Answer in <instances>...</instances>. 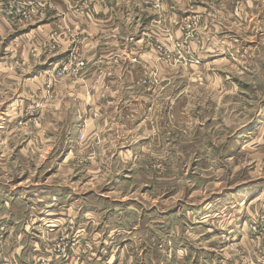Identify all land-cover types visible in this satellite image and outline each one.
I'll use <instances>...</instances> for the list:
<instances>
[{"label": "rangeland", "instance_id": "obj_1", "mask_svg": "<svg viewBox=\"0 0 264 264\" xmlns=\"http://www.w3.org/2000/svg\"><path fill=\"white\" fill-rule=\"evenodd\" d=\"M190 1L183 20L191 17L187 32L194 36L198 20L193 16L198 11L203 15L198 5L206 9L220 3ZM256 1L261 8L264 0ZM169 2L174 13L182 14V0ZM138 4L121 0L120 143L104 138L99 125L86 119L69 122L68 112L56 111V104L66 100L57 98L53 87L73 75L52 79L53 84L52 75L43 76L46 92L40 84L39 93L30 95L42 107L31 101L25 115L30 112L38 120L37 111L45 113L40 137L38 124L27 127L22 107L10 104L13 96L0 97V264L19 261L23 253L33 264H48L53 257L74 255V246L81 263L82 256L93 254L92 264H264V75H255L250 67L251 74H240L232 65L194 71L210 60L198 56L199 48L195 53L186 49V61L165 55L154 34L175 31L178 17L167 18L174 28L156 23L157 16L153 23L151 7ZM216 10L204 13L218 24ZM202 29L210 27L201 25L200 36ZM151 51L175 72L168 91L155 92L163 77L151 65V56L143 54ZM76 57L70 59V74L86 67L87 61ZM181 66L187 76L177 72ZM229 69L233 73L226 75ZM127 70L140 77L134 73L131 81ZM80 72L78 79L86 74ZM213 72L218 79L213 80ZM173 98L178 105L170 104ZM137 101L145 105L137 106ZM16 110L11 122L7 117ZM59 114L61 122L53 117ZM60 210L75 221L91 212L93 224L88 226L93 225L95 242L103 244L121 229L124 247L116 252L84 249L83 234L79 240L67 226L46 221Z\"/></svg>", "mask_w": 264, "mask_h": 264}, {"label": "crops", "instance_id": "obj_2", "mask_svg": "<svg viewBox=\"0 0 264 264\" xmlns=\"http://www.w3.org/2000/svg\"><path fill=\"white\" fill-rule=\"evenodd\" d=\"M191 2L182 0L179 5L182 14H178L174 13L176 7L169 0H152V2L139 0L140 8L142 5L150 6L149 13H155L151 18L153 23L156 22L155 16H157L158 22L156 23L162 25L167 22L173 27L172 20L169 21L167 18L174 20L178 17L176 22L179 24L177 29H174L175 31L170 30L164 35L159 33V36L154 34L159 49L165 55L169 53L172 57L186 61L185 50L191 48L194 51L195 48H199L198 56L210 60L200 67L192 68L194 71L203 72L200 69H206L208 66H215L217 69L226 67L232 69V65L243 74H251L250 67L255 75H264V3H261L260 8V4L256 0H219L220 4L215 3L214 7L210 5L206 8L217 9L218 24L213 23V19L204 13L206 9L198 5V8L203 11V15L198 11L199 16H193L198 22L195 28L197 33L192 36L187 32V29L190 28L188 26L191 17L187 21L183 20L189 15L187 12L189 13L188 8H190ZM12 3L27 6L24 13L29 17L9 16L5 10ZM234 11L235 19L232 14ZM176 22L173 21V23ZM203 24L205 27L208 24L210 29L208 32H203L202 29L200 36L198 28L201 25L203 28ZM210 34H214L212 42H209ZM147 36H151V34ZM121 39V0H0V97L13 96L14 99V96H22L21 99H12L13 101L9 102L11 105L13 103V106L22 107L21 120L23 123H27V127L30 122L38 124V136L40 137L44 128H41L39 122L42 121L45 113L38 110L37 120L28 116L30 112L26 115L25 112L33 101L31 96L39 93L40 84H42L43 92H46L45 80L47 79L45 77L54 75L53 72L64 64L67 66L65 77L68 75L75 77L67 80V83L61 87L54 85L53 89L57 98L66 100L56 104L58 106L56 111L61 109L63 113L64 111L68 112L69 122L77 123L80 119H86L89 124H97L100 126V132L104 138H115L120 143L121 126L117 122L121 121V113L117 111V108L121 104ZM137 43L140 47L142 41ZM74 52L78 54L74 55ZM143 54L147 57L151 56V65L158 67L159 74L163 77L160 78L163 80L161 87L155 92L169 89L170 79L175 72L168 68L167 63L159 61L158 56L160 55L155 51ZM73 56L85 59L87 61L84 60L86 69L81 68L82 70L78 69V72L70 74L73 66L70 59L74 58ZM231 60L234 63L243 64L239 68ZM177 63L179 62L177 61ZM52 67L54 68L51 70ZM182 68V66L178 67L177 72L182 76H187L180 70ZM230 69L226 71V75H228L227 72L233 73ZM79 71H81L80 73L86 72L85 76L79 77L80 79L77 78ZM40 72L43 75L35 77ZM126 72L133 81L136 74L134 70ZM136 75L140 77L139 74ZM43 76H45L44 79ZM207 76L209 78L208 74ZM218 76V73L213 72V80L218 79ZM232 83L235 84V81ZM236 83L238 84V82ZM217 85H222V83ZM227 88L231 89V86ZM34 101L37 109L42 107L37 104L36 100ZM142 102L137 101V106L142 107L144 103ZM170 104H177L176 99L173 98ZM62 105H64V109L61 108ZM18 114L19 111L16 110V114L9 115L7 119L12 122ZM60 115L53 116L57 122H61ZM172 117L173 115L170 122L173 121ZM41 124L44 125L43 122ZM142 126L144 127V125ZM27 127L23 126L22 130ZM91 127L93 126L91 125ZM7 133H11V131ZM116 148L113 146V151ZM130 152L132 153V151ZM55 198L57 199V197ZM57 200L60 202L61 199ZM49 217L54 218L46 221L67 226L65 230L75 232L79 240L80 235L83 234L81 241L84 242L82 243L84 249L99 250L102 247V251L111 249L116 252L124 247L125 243L123 244L121 236V232L124 231L121 229L113 230L105 238L103 244L98 239L96 242L94 241L93 225L88 226L93 224L91 212H86L76 221L74 219L77 217L72 219L74 216L71 217L61 210L58 214H49ZM62 221L65 223L69 221V224H63ZM60 225L57 224L56 227L62 229L63 226ZM99 233L102 235L103 231L99 230L97 235ZM116 233L118 236L114 237ZM71 250L75 253L74 255L64 259H58L56 256V258L53 257L52 260L46 261L48 264L93 263V254L82 256L81 263L78 262L80 260L78 247L74 246ZM46 253H42V256L44 257ZM22 258L19 261L15 260L14 263L9 261L8 264H33V258L32 260L30 257L27 258L24 253Z\"/></svg>", "mask_w": 264, "mask_h": 264}, {"label": "built area", "instance_id": "obj_3", "mask_svg": "<svg viewBox=\"0 0 264 264\" xmlns=\"http://www.w3.org/2000/svg\"><path fill=\"white\" fill-rule=\"evenodd\" d=\"M25 5H22V4H15V3H12L10 4V6L8 8H6L7 10H5V12L8 13L9 16H13V15H20L21 17H24V18H28L29 16L26 15L24 13V9H25ZM81 66H84V64L81 62L80 63ZM66 71H67V66L62 64L59 68H57L52 75L53 77L51 78V82L53 84V80H58V79H61V78H64L65 77V74H66ZM64 252V251H63Z\"/></svg>", "mask_w": 264, "mask_h": 264}]
</instances>
